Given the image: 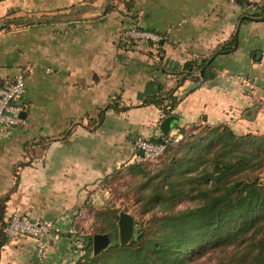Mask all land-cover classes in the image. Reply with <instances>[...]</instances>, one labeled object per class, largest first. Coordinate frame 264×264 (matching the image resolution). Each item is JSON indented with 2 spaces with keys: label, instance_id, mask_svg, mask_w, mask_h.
Here are the masks:
<instances>
[{
  "label": "crops",
  "instance_id": "crops-1",
  "mask_svg": "<svg viewBox=\"0 0 264 264\" xmlns=\"http://www.w3.org/2000/svg\"><path fill=\"white\" fill-rule=\"evenodd\" d=\"M258 1L133 0L128 10L124 0H0V18L53 16L0 29V77L26 71L27 114L0 137L5 219L18 209L51 225L42 253L31 237L8 238L0 264L75 263L92 191L133 161L135 139L162 133V110L149 100L160 88L175 87L178 124L264 133V19L242 21L236 49L212 57ZM132 20L160 41L125 45L120 34ZM204 59L209 76H199L202 67L178 85L185 62ZM108 101L116 106L94 124L96 106ZM20 161L30 163L17 168Z\"/></svg>",
  "mask_w": 264,
  "mask_h": 264
},
{
  "label": "trees",
  "instance_id": "trees-1",
  "mask_svg": "<svg viewBox=\"0 0 264 264\" xmlns=\"http://www.w3.org/2000/svg\"><path fill=\"white\" fill-rule=\"evenodd\" d=\"M124 3L128 10L133 7V0H124ZM252 4L254 11L239 17L236 30L216 46L212 57L236 49L242 21L264 19V1ZM52 19L53 16L48 15L6 16L0 18V29L11 23L42 24ZM123 43L135 45L132 40ZM208 59L200 63L187 60L178 85L202 67L205 70L199 76H209ZM161 89L151 94L149 100L161 108L163 119L171 114L179 115L174 111L180 102V97L174 93L175 87ZM112 106L116 105L110 101L96 106L99 114L94 124H100L105 110ZM178 128L185 134L180 143L166 142L167 135ZM185 129L177 120L168 132L162 130L160 135L146 138L166 142V154L152 172L144 161L126 164L127 171L141 175L134 186L139 217L134 218L130 239L120 240L121 210L99 208L94 232L81 234L79 229L76 233L83 253L74 264H189L207 250L212 253L205 264H264V182L253 173L264 163V133H237L228 124H203L189 134ZM70 134L68 128L59 137ZM136 149V154H141V150ZM29 163L20 161L16 167ZM9 196L10 193L0 197V248L9 238L4 231ZM183 199H190V203L177 207V201ZM96 232L106 233L110 241L95 254L93 235Z\"/></svg>",
  "mask_w": 264,
  "mask_h": 264
},
{
  "label": "built area",
  "instance_id": "built-area-1",
  "mask_svg": "<svg viewBox=\"0 0 264 264\" xmlns=\"http://www.w3.org/2000/svg\"><path fill=\"white\" fill-rule=\"evenodd\" d=\"M264 1V0H263ZM161 35L157 32L141 28L136 22H131L121 33V40L128 42L132 40L135 45H140L148 40L158 43ZM26 90V71L17 72L13 77H0V137L10 134L14 125L22 121L20 104ZM135 146L141 150L136 154L133 161L154 157L162 151L165 141L155 142L146 138H137ZM51 225L41 218H32L15 209L11 212L4 231L9 238L31 237L34 239L36 248L40 253L45 249V238L50 231Z\"/></svg>",
  "mask_w": 264,
  "mask_h": 264
},
{
  "label": "rangeland",
  "instance_id": "rangeland-1",
  "mask_svg": "<svg viewBox=\"0 0 264 264\" xmlns=\"http://www.w3.org/2000/svg\"><path fill=\"white\" fill-rule=\"evenodd\" d=\"M203 124L200 125H192L185 126V130L187 134L196 132L201 128ZM179 132V128L170 132L167 135L166 142L171 141L172 144H178L182 140L183 136ZM165 142V143H166ZM165 145L154 157H148L142 160L135 161H144V165H147V169L149 171L155 170L158 162L164 157L166 154L164 152ZM134 162V161H131ZM127 165L124 164L123 167H119L121 169L120 172L114 170L111 172L104 183L100 182V184L92 191L91 200L88 206V209L83 213L84 223L79 229L83 231V234H92L94 229L96 228L97 220V210L99 208H117L118 210H126L133 214L134 218L139 217V213L137 211L138 204L135 200L134 195V186L137 184L141 175L138 172H130L126 169ZM257 174L264 182V163L261 166H258L254 172ZM190 203V199H183L177 201V207H184L185 205ZM80 245H82L81 241H78ZM212 253L210 250L205 251L204 253L197 256L195 259L190 260L189 264H205V260L208 259V255ZM214 255V254H213ZM215 257H213L214 259Z\"/></svg>",
  "mask_w": 264,
  "mask_h": 264
},
{
  "label": "water",
  "instance_id": "water-1",
  "mask_svg": "<svg viewBox=\"0 0 264 264\" xmlns=\"http://www.w3.org/2000/svg\"><path fill=\"white\" fill-rule=\"evenodd\" d=\"M27 112L25 110L21 111V115L25 117ZM179 115L178 114H171L166 116L162 121H161V129L164 132H168L173 124L179 120ZM134 225V216L130 212L126 210H121L120 211V218H119V235H120V240L121 242H127L132 233ZM110 239L106 233L102 232H96L93 235V250L94 253H98L102 248L108 245Z\"/></svg>",
  "mask_w": 264,
  "mask_h": 264
}]
</instances>
